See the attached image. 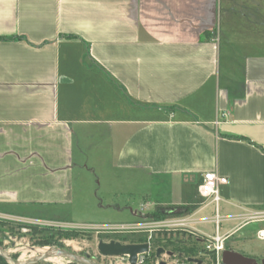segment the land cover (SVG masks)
Returning <instances> with one entry per match:
<instances>
[{
  "label": "crops",
  "instance_id": "crops-1",
  "mask_svg": "<svg viewBox=\"0 0 264 264\" xmlns=\"http://www.w3.org/2000/svg\"><path fill=\"white\" fill-rule=\"evenodd\" d=\"M94 135L141 197L198 209L215 171L264 211V0H0V216L71 222Z\"/></svg>",
  "mask_w": 264,
  "mask_h": 264
},
{
  "label": "rangeland",
  "instance_id": "rangeland-1",
  "mask_svg": "<svg viewBox=\"0 0 264 264\" xmlns=\"http://www.w3.org/2000/svg\"><path fill=\"white\" fill-rule=\"evenodd\" d=\"M89 143V144H88ZM85 145V165L93 167L94 173L89 174L85 171V192L82 196V203L75 204V209L67 211L71 222H52L45 220H34L25 218H12L0 216V246L7 250L13 258L25 260L30 258L35 249L47 247L67 248L79 254L88 253L92 257L91 260L97 264H126L121 256H104L97 250L98 241L108 242L110 240L120 241L121 243L135 242L139 237L146 240L148 237L145 233L130 232H111L101 229H85V225L95 226L102 224H119L134 221L130 210L126 206L138 209L139 201L142 203L147 200L153 201V209L158 207L168 208L167 204L161 202L156 197H141V189L146 187L145 182L131 177L126 172L114 170L109 163V149L102 140L94 137ZM87 156V157H86ZM101 158V159H99ZM89 192L96 198H91ZM141 197V198H140ZM155 198V199H154ZM90 201V202H89ZM88 202V203H86ZM113 204L111 206H108ZM100 205V206H99ZM191 211L195 206L188 205ZM152 209V208H151ZM151 209L149 211H151ZM228 211L220 207V214H227ZM213 214V205L204 207L197 216L208 217ZM65 216V215H64ZM67 219V218H66ZM236 221H223L220 224L221 232L235 224ZM212 226V225H211ZM264 226L261 223L251 222L241 231L229 239L230 243L235 241L244 242L248 247L247 251H256L264 255V240H260L254 236L257 228ZM198 228L208 232L211 230L210 224L198 225ZM241 233L249 235V239L237 238ZM161 235L155 234L150 241L152 246L161 245L166 250H173L174 245H187L193 241L186 233L181 231L171 232L168 236L174 240L176 244L171 245L165 243L163 239L158 243L155 237ZM190 239V240H189ZM163 244V245H162ZM196 251L202 250V244L195 243ZM175 249V248H174ZM246 249V248H244ZM176 251L177 250H173ZM253 253V252H252ZM248 254V253H247ZM37 255V253L35 254ZM56 257V256H55ZM186 256L181 253L179 260H183ZM59 258L61 264H76L69 262L62 257ZM162 259L165 256H161ZM154 254L147 256L146 263L154 264ZM202 264H212L207 256H201ZM37 264H53L47 258L39 261Z\"/></svg>",
  "mask_w": 264,
  "mask_h": 264
},
{
  "label": "built area",
  "instance_id": "built-area-1",
  "mask_svg": "<svg viewBox=\"0 0 264 264\" xmlns=\"http://www.w3.org/2000/svg\"><path fill=\"white\" fill-rule=\"evenodd\" d=\"M227 183L228 179L225 176H222L215 171H206L203 173L201 181L197 186V192L203 199L198 209L181 211L173 214H164L163 216L156 217L153 215L155 209H151L152 204L149 201H146L141 203L138 209L132 211L133 214L137 216V219L134 221L95 226L85 225V229H101L113 233L122 231L130 233L143 232L148 237L144 242H150L155 234L160 235L166 233L169 235L171 232L181 231L183 234L187 233L194 241L202 244V250L197 251V253L192 256V258L195 259L192 262L188 261L187 258H184L183 260H178L176 257L168 258L165 254L164 260L166 264H202L201 256H207L213 264H221V255L225 249H229L226 246V240L232 231L231 229L224 233L221 232V222L230 221L232 219H240L242 223L255 220L264 221V211L247 213L241 217L220 214L221 197L219 190L221 185H226ZM208 205H213V214L208 217L197 216L200 210ZM150 209L151 211H149ZM202 224H210L211 230L206 232L201 228H198V225ZM256 238L264 240V227L256 231ZM147 256V253L137 254L135 264H147ZM121 258L126 261V264H128L126 256H121ZM155 264H157V262Z\"/></svg>",
  "mask_w": 264,
  "mask_h": 264
},
{
  "label": "water",
  "instance_id": "water-1",
  "mask_svg": "<svg viewBox=\"0 0 264 264\" xmlns=\"http://www.w3.org/2000/svg\"><path fill=\"white\" fill-rule=\"evenodd\" d=\"M182 210L178 207H168L165 209L164 214L179 213ZM97 250L104 256H126L128 264L136 263L137 254L146 253L148 251V243H121L120 241H98ZM165 251L162 247H158L155 250V256L160 257ZM170 254V252H167ZM62 257L69 262L76 264H97L93 262L89 255H81L67 248L59 247H47V249L41 253H38L34 257H30L25 260L19 258H13L11 254L0 246V257H2L7 264H35L39 261H43L49 257ZM188 261H194V258H187ZM199 263V261H198ZM159 264H166L165 261H160ZM221 264H256L255 259L247 257L240 252L233 251L231 249H225L221 255Z\"/></svg>",
  "mask_w": 264,
  "mask_h": 264
},
{
  "label": "trees",
  "instance_id": "trees-1",
  "mask_svg": "<svg viewBox=\"0 0 264 264\" xmlns=\"http://www.w3.org/2000/svg\"><path fill=\"white\" fill-rule=\"evenodd\" d=\"M205 34H207V33H205ZM178 208L181 209L182 211H185V210H188L189 207L180 206ZM165 209L166 208L158 207V208L155 209L153 215L156 216V217L163 216ZM160 235L161 236L155 237V239L157 240L158 243L160 242L161 239H163V241L165 243L168 242L171 245L176 244L174 242V240L171 239V236H168L166 233H163V234H160ZM139 241H144V240H142V237H139L135 242H139ZM195 243H197V242L193 240L190 244L188 243L187 245H181V244H177V246L174 245L175 246L174 248L176 250L184 253V255L189 258V257H192L193 255H195L197 253ZM0 264H7L2 257H0ZM35 264H37V263H35Z\"/></svg>",
  "mask_w": 264,
  "mask_h": 264
},
{
  "label": "flooded vegetation",
  "instance_id": "flooded-vegetation-1",
  "mask_svg": "<svg viewBox=\"0 0 264 264\" xmlns=\"http://www.w3.org/2000/svg\"><path fill=\"white\" fill-rule=\"evenodd\" d=\"M153 239V237L151 238V240ZM150 240V241H151ZM111 241V240H110ZM145 241V240H144ZM144 241H139L140 243H144ZM139 242H129V243H139ZM148 243V251L146 252L148 254V256H151L154 254V257H155V261H154V264L157 262V264H159L160 261H165L164 259L161 258V256L163 255H167L168 258H172V257H176L178 260H179V256L181 255L182 252L178 251L177 250V254H176V251H173V250H176L173 248V250H166L165 248H163L161 245H155V246H152L151 242H147ZM158 247H162L164 249V253L160 255L159 258H157L155 256V250L156 248ZM172 247H175V246H172ZM167 252H170V254H167ZM243 255L247 256V257H251L253 259H255V262L256 264H264V255L262 254H247V253H242ZM81 255H89V258L91 259L92 257L90 256V254L88 253H83ZM185 258H188V257H185ZM192 258V257H191ZM166 263V262H165Z\"/></svg>",
  "mask_w": 264,
  "mask_h": 264
},
{
  "label": "bare ground",
  "instance_id": "bare-ground-1",
  "mask_svg": "<svg viewBox=\"0 0 264 264\" xmlns=\"http://www.w3.org/2000/svg\"><path fill=\"white\" fill-rule=\"evenodd\" d=\"M46 249L47 248H45V247L40 248V249H35V251L33 252L34 254L31 257H34L36 253L37 254L41 253V252L45 251ZM47 260L51 261L53 264H61L59 258H56V257H49V258H47Z\"/></svg>",
  "mask_w": 264,
  "mask_h": 264
}]
</instances>
